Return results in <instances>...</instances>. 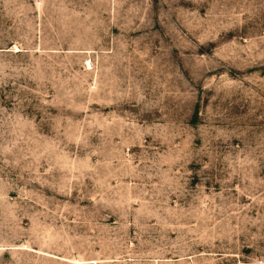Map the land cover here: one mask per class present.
Wrapping results in <instances>:
<instances>
[{
  "label": "rangeland",
  "instance_id": "374dc122",
  "mask_svg": "<svg viewBox=\"0 0 264 264\" xmlns=\"http://www.w3.org/2000/svg\"><path fill=\"white\" fill-rule=\"evenodd\" d=\"M0 264H264V0H0Z\"/></svg>",
  "mask_w": 264,
  "mask_h": 264
}]
</instances>
